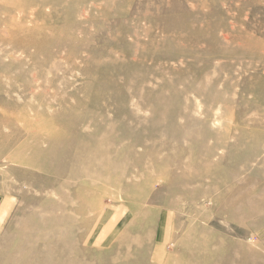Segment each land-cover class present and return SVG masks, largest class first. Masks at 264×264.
<instances>
[{"label": "rangeland", "instance_id": "rangeland-1", "mask_svg": "<svg viewBox=\"0 0 264 264\" xmlns=\"http://www.w3.org/2000/svg\"><path fill=\"white\" fill-rule=\"evenodd\" d=\"M263 202L264 0H0V264H264Z\"/></svg>", "mask_w": 264, "mask_h": 264}, {"label": "bare ground", "instance_id": "bare-ground-1", "mask_svg": "<svg viewBox=\"0 0 264 264\" xmlns=\"http://www.w3.org/2000/svg\"><path fill=\"white\" fill-rule=\"evenodd\" d=\"M261 11V10H260ZM259 11V12H260ZM230 12V11H229ZM258 13V12H257ZM235 18V17H234ZM237 25V24H236ZM237 28V27H236ZM150 31V30H149ZM244 31V30H243ZM236 34H238V33H236ZM241 34V33H240ZM253 34V33H252ZM227 35V34H226ZM251 36V35H250ZM240 37V36H239ZM196 40V39H195ZM201 40V39H200ZM199 40V41H200ZM234 41H236V40H234ZM239 42V41H238ZM235 46V45H234ZM240 46V45H239ZM239 50V49H238ZM231 51V50H230ZM233 51V50H232ZM236 51V50H235ZM136 58V57H135ZM197 94V93H196ZM216 99H218V98H216ZM215 99V100H216ZM214 101V100H213ZM219 102V101H218ZM217 104V103H216ZM220 109V108H219ZM53 129V128H52ZM49 130V129H48ZM244 133H245V131H244ZM45 134V133H44ZM71 134V133H70ZM74 134V133H73ZM33 135H36V134H33ZM72 135V134H71ZM71 138H73V137H71ZM96 138V137H95ZM67 139H69L67 136H65V134H62V133H60V132H57L56 131V134H54V136H53V138H50V140H53L52 142L54 143V146L52 147V149L49 151V153L52 155V157H56L57 156V153H58V151L62 148L63 150H62V157H64V158H66L65 159V165L63 166V170L62 169H60V170H56L57 172H55L56 174H55V177H57V175H58V173L59 172H69L68 174H69V176H68V178L67 179H69L68 181H65V182H63L62 184H63V186H68L70 183H72L71 181H72V179H74V178H80V177H88L89 179H90V181H92V182H94V181H100V180H102V178L105 176V175H107V171H105L104 169H103V167H101V166H103L104 164H107V160L104 158L103 159V157H101V158H99V159H96V160H94V158L92 157V156H90V157H87L86 159H84V157H79V158H77V157H75V156H72L73 154L71 153L72 152V150L71 149H69V145H70V142L67 140ZM97 139V138H96ZM101 140V139H100ZM103 141V140H102ZM61 143H63L62 145H59V144H61ZM219 145L220 144H216L214 147H212L211 148V150L208 152L209 153V155H212L213 153V151L217 148V147H219ZM75 150H78V149H75ZM86 150V148H81V153H83L84 151ZM95 153H100L99 152V150L98 151H95ZM38 154V153H37ZM241 154V153H240ZM99 155V154H98ZM94 157H97V155H93ZM93 158V159H92ZM103 159V160H102ZM246 163V162H245ZM101 167V170H99V171H97V168L98 167ZM52 169H53V167H52ZM59 171V172H58ZM236 174H237V172H236ZM235 174V175H236ZM85 180V179H84ZM83 179L82 180H80V182L78 183V185H86L87 183H86V181H84ZM190 181V179H188V177L187 178H185V182L187 183V182H189ZM89 184V183H88ZM91 184V183H90ZM44 186V185H43ZM57 187H58V190L59 189H61L62 190V188L63 187H61V184H58L57 185ZM74 195H65V194H63L62 196H63V201L65 202V205H59V207H60V209H62V208H64L68 203H71L70 202V198H72V196L73 197H77V198H79L80 199V201H81V204H80V207L79 208H77L78 209V211L79 212H83L84 211V209L86 208V195H84V193H80L79 191H78V189L76 188V189H74L73 190V192H72ZM66 194H69V193H66ZM264 203V202H263ZM54 206H55V203H54ZM59 209V208H58ZM29 213V212H28ZM34 213V212H33ZM49 214V213H48ZM49 217H51V221L53 222V224H55V226H58L59 224H62L64 221H68V219L70 218L69 217V215L66 213H56V211H55V209H53V211L51 212V215L49 216ZM30 219H32V218H30ZM70 220V219H69ZM39 222V221H38ZM75 222V221H74ZM49 223V222H48ZM117 223V222H116ZM115 223V224H116ZM46 224V223H45ZM50 224V223H49ZM115 224H114V226H115ZM49 227V226H48ZM71 227H73V226H71ZM22 228V227H21ZM110 228V227H109ZM23 229V228H22ZM34 229H35V227H34ZM38 229V228H37ZM45 230V229H44ZM25 231V230H24ZM46 231H48V230H46ZM45 231V232H46ZM35 232V231H34ZM43 232V231H42ZM57 232H58V234L59 233H64L62 230H61V228H59L58 227V230H57ZM32 235V234H31ZM40 235V234H39ZM119 239H121V238H119ZM19 240V239H18ZM20 241V240H19ZM16 246H15V248H17V250L19 251V249H20V244H15ZM142 246V245H141ZM141 255H143V254H141ZM31 257H33V255L31 256ZM141 258V257H140ZM30 259H34V258H30ZM10 261H11V263H13V264H15V258H10ZM36 261L39 263V264H46L47 263V261H46V259H36ZM28 262V261H27ZM10 264V263H9Z\"/></svg>", "mask_w": 264, "mask_h": 264}]
</instances>
